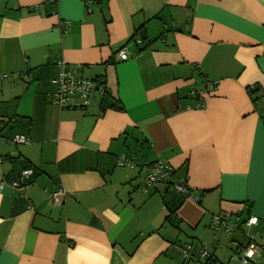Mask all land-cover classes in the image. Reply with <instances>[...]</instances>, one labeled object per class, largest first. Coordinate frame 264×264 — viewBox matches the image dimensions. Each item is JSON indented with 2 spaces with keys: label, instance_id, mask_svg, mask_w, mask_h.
<instances>
[{
  "label": "crops",
  "instance_id": "obj_1",
  "mask_svg": "<svg viewBox=\"0 0 264 264\" xmlns=\"http://www.w3.org/2000/svg\"><path fill=\"white\" fill-rule=\"evenodd\" d=\"M59 60L105 95L53 105ZM9 117L0 179L35 173L0 191V264H241V232L209 228L220 212L256 217L264 246V0H0ZM119 155L136 167L115 165ZM156 161L200 200L169 181L145 186Z\"/></svg>",
  "mask_w": 264,
  "mask_h": 264
},
{
  "label": "built area",
  "instance_id": "obj_2",
  "mask_svg": "<svg viewBox=\"0 0 264 264\" xmlns=\"http://www.w3.org/2000/svg\"><path fill=\"white\" fill-rule=\"evenodd\" d=\"M85 3H91L94 0H83ZM133 41L137 44L141 43L140 38H135ZM117 55L120 59H126L128 54L124 48H121ZM56 75L51 78V82L54 84V90L51 93L50 102L58 107H65L70 105L69 99L73 95H79L82 98L83 105H86L90 96L94 93L103 94L106 87L103 83L96 80L89 79L80 75L81 65H70L63 60H59L55 63ZM12 141L15 143H25L27 138L24 134L18 133L13 135ZM1 162V159H0ZM115 165L127 166L129 168H135L136 162L131 157L125 155H119L115 159ZM171 167L167 163L160 161L153 162L147 166V172L144 176V185L147 187L155 186L159 183L169 181V186L184 197L189 198L194 202L200 200L199 194H192L188 191L185 182L175 183L171 182ZM34 170L31 167L22 168L17 172L15 177L10 181L0 179V191L4 186H10L11 188H24L31 180ZM64 196V191L60 186L49 192L48 197L53 202H60ZM257 223V218L254 216H247L241 219L238 215H231L227 212H220L213 214L209 223V228L213 232H226L233 233L234 231H240L243 236V242L239 248V259L241 264H252L255 256L260 251H264V246H259L255 240V233L253 226ZM191 245L186 244L183 249V256L186 257L189 253ZM200 254L203 257H208L209 253L205 245L201 246Z\"/></svg>",
  "mask_w": 264,
  "mask_h": 264
},
{
  "label": "trees",
  "instance_id": "obj_3",
  "mask_svg": "<svg viewBox=\"0 0 264 264\" xmlns=\"http://www.w3.org/2000/svg\"><path fill=\"white\" fill-rule=\"evenodd\" d=\"M50 1H52V2H56L57 0H50ZM98 82H100V81H98ZM100 83H103V82H100ZM105 92H106V90H105ZM105 92L103 93V96L105 95ZM103 100H102V105L103 106H106L105 105V98L103 97L102 98ZM113 106V105H112ZM15 123H17V120H16V118L15 117H9L8 119H3V120H0V137H4V135H3V130L4 129H10L11 127H12V125H14ZM15 134V132H13L8 138H12L13 137V135ZM35 173V172H34ZM34 173H33V175H34ZM32 175V176H33ZM176 205L177 204H174V206L172 207V208H170V211H172L173 212V209L176 207Z\"/></svg>",
  "mask_w": 264,
  "mask_h": 264
}]
</instances>
